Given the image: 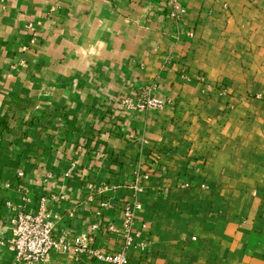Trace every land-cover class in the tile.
Segmentation results:
<instances>
[{
	"label": "crops",
	"instance_id": "obj_1",
	"mask_svg": "<svg viewBox=\"0 0 264 264\" xmlns=\"http://www.w3.org/2000/svg\"><path fill=\"white\" fill-rule=\"evenodd\" d=\"M176 3L0 0V239L46 196L56 236L128 264H264V0Z\"/></svg>",
	"mask_w": 264,
	"mask_h": 264
},
{
	"label": "built area",
	"instance_id": "obj_2",
	"mask_svg": "<svg viewBox=\"0 0 264 264\" xmlns=\"http://www.w3.org/2000/svg\"><path fill=\"white\" fill-rule=\"evenodd\" d=\"M171 1L170 15L179 18L183 13L176 0ZM28 28L33 30V23L28 24ZM120 104L131 111H145L148 109H160L163 102L149 94L145 90L136 98L128 96L117 99ZM139 189V188H137ZM55 199V198H54ZM46 196L41 197L39 205L34 212H29L25 208H13V214L8 220L9 235L0 239V245H6L13 253L14 263H31L43 261L51 253H81L87 252L90 256L112 264H128L129 257L125 251L104 253L88 247L89 238L79 236L71 243L65 232L56 236L53 232V224L47 217ZM9 205V203H7ZM138 207V205H135ZM124 226L128 229L133 218L132 207H127L123 212ZM111 230L116 231L110 226Z\"/></svg>",
	"mask_w": 264,
	"mask_h": 264
}]
</instances>
